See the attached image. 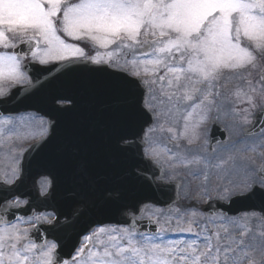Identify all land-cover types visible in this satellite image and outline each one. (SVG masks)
<instances>
[{
    "label": "snow or ice",
    "instance_id": "6c2138e0",
    "mask_svg": "<svg viewBox=\"0 0 264 264\" xmlns=\"http://www.w3.org/2000/svg\"><path fill=\"white\" fill-rule=\"evenodd\" d=\"M79 42L103 51L89 56ZM25 44L29 47L24 55L41 64H105L123 56L133 69L131 75L158 86L172 108L181 111L179 106L186 105L181 136L189 130L194 134L206 118L201 115L190 122L193 111L205 102L213 104V95H221L229 80L225 73L248 86L245 91L238 85L234 92L249 105L243 109L245 123H249L247 113L257 107V95L264 98V69L258 80L248 79V69L256 68L258 56L264 55V0H0V97L8 95L13 85L32 84L17 51ZM260 120H264V107L253 126ZM10 124L8 118L0 120V135L6 131L3 126ZM167 131L178 138L175 129ZM7 133L11 136L12 129ZM152 156L159 157L160 152L153 148ZM228 160L235 157L229 155L215 167ZM18 172L17 164L12 179L5 182L14 183ZM260 172L264 175V166ZM222 192L231 194L228 187ZM25 204L17 197L5 212ZM51 215L11 221L0 215V264H240L237 251L247 256L243 236L227 243L221 242L219 232L202 240L165 239L167 231L192 232L191 223L187 228L168 229L155 221L158 227L153 232L138 231L134 225H100L88 231L70 259H62L56 240L41 237L38 243L33 238L41 222L54 223Z\"/></svg>",
    "mask_w": 264,
    "mask_h": 264
},
{
    "label": "water",
    "instance_id": "95a60500",
    "mask_svg": "<svg viewBox=\"0 0 264 264\" xmlns=\"http://www.w3.org/2000/svg\"><path fill=\"white\" fill-rule=\"evenodd\" d=\"M28 47L21 45L17 51L29 56L24 55ZM25 71L31 86L13 87L0 97V116L36 112L47 119L48 134L23 153L14 183L4 184L0 177V215L11 221L53 212L54 223L39 224L33 238L38 243L41 237L56 240L62 259H70L81 237L96 225L155 231L156 223L138 219L143 206L170 207L178 200L179 185L158 180L161 168L143 154L145 129L153 122L144 107L145 83L106 64L86 61L71 66L26 62ZM262 126L264 120L252 123L247 134ZM258 176L264 180L260 171ZM41 178L50 182L44 195L36 185ZM13 197L26 199L27 204L5 212ZM214 211L224 215L252 211L264 218V190L253 185L247 194L204 207L205 213Z\"/></svg>",
    "mask_w": 264,
    "mask_h": 264
},
{
    "label": "rangeland",
    "instance_id": "374dc122",
    "mask_svg": "<svg viewBox=\"0 0 264 264\" xmlns=\"http://www.w3.org/2000/svg\"><path fill=\"white\" fill-rule=\"evenodd\" d=\"M79 43L89 46L84 47L87 54H91L89 56L94 55L97 50L103 51L84 42ZM128 58L131 59L130 54ZM107 64L129 74L133 71L130 65L124 63L123 56ZM263 65L264 55L258 56L256 68L248 69V79L258 80ZM225 76L229 80L226 87L220 89L221 95H213L210 97L215 101L213 104L205 102L202 108L193 111L190 122L195 123L201 115L206 118L199 123L194 134L189 130L184 136L180 133L184 130L186 105H180L181 111H176L167 98L161 95L158 86L148 84L146 105L154 114V123L147 130L145 152L163 167L164 180L180 182V200L170 210L149 205L143 211L142 217L159 221V225L168 229L187 228L191 223L192 232L167 231L163 234L165 239L202 240L206 235L219 232L221 242L227 243L233 237L239 239L243 236L244 245L248 247L245 249L247 256H242L239 251L236 253L240 264H251L252 261L255 264H264V220L260 214L249 212L226 217L217 213L204 215L201 210L208 199L226 201L233 195L248 192L253 185L264 189V181L258 177V170L264 165V146H261L264 144V130L254 135H246L252 116L258 108L264 107V98L257 95V107L250 109L247 113L249 123H245L243 109L249 105L243 95L236 97L234 92L238 85L245 91L248 86L232 74L225 73ZM215 90L213 89L214 93ZM187 110L191 111L190 108ZM5 118L10 119L12 124L3 126L6 131L0 135V173H7L4 177L12 179V167L17 165L22 150L46 135V122L34 114L1 117L0 120ZM214 124L223 130L226 139L210 146L209 134ZM168 128L175 129L177 139H173V133L168 132ZM7 129H12L11 136ZM189 139L193 142L189 143ZM153 148L160 152L159 157L152 156ZM165 149L169 151L165 152ZM229 155H233L235 160H228L226 164L215 167L221 160H227ZM39 184L42 192L47 183L41 181ZM225 187L231 190V194L222 192ZM49 218L54 217L51 215ZM21 226L32 227L31 224ZM224 229H227V233ZM196 233H200L199 237Z\"/></svg>",
    "mask_w": 264,
    "mask_h": 264
}]
</instances>
